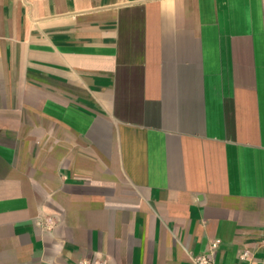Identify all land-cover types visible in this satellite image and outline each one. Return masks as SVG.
<instances>
[{"label":"crops","instance_id":"1","mask_svg":"<svg viewBox=\"0 0 264 264\" xmlns=\"http://www.w3.org/2000/svg\"><path fill=\"white\" fill-rule=\"evenodd\" d=\"M208 253L264 264V0H0V264Z\"/></svg>","mask_w":264,"mask_h":264},{"label":"built area","instance_id":"2","mask_svg":"<svg viewBox=\"0 0 264 264\" xmlns=\"http://www.w3.org/2000/svg\"><path fill=\"white\" fill-rule=\"evenodd\" d=\"M218 243V240L212 242L210 244V248L213 250ZM212 255L211 253L208 254H201L198 255L193 264H212ZM77 264H110L107 259L102 257H96L92 259H82Z\"/></svg>","mask_w":264,"mask_h":264}]
</instances>
